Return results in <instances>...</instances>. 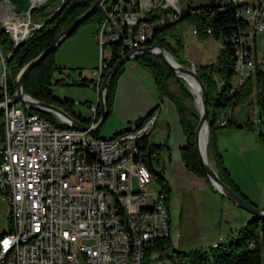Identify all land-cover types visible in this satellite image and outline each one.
I'll list each match as a JSON object with an SVG mask.
<instances>
[{"label":"built area","instance_id":"2783aa9c","mask_svg":"<svg viewBox=\"0 0 264 264\" xmlns=\"http://www.w3.org/2000/svg\"><path fill=\"white\" fill-rule=\"evenodd\" d=\"M187 4V0H118L96 33L98 44L103 50L122 41L128 52L150 46L146 43L155 28L178 21ZM211 4L219 10L234 8L247 26L233 37L234 93L256 69L252 41L264 31V0H214ZM137 5L140 12L133 11ZM14 7L10 0L0 4V28L17 47L41 24L29 13L17 14ZM158 8L170 13L152 24L143 22L147 13ZM136 26L138 33L125 37V28ZM206 32L211 34L210 29ZM10 55L0 46L5 68L0 99L9 97L6 61ZM107 68L101 60L94 71L99 99ZM86 105L93 112L88 130L76 129L56 116L55 124L21 104L0 112L5 126L0 193L12 212V229L0 239V264H144L147 247L171 236L166 194L161 189L151 200L146 192L154 177L146 163L144 140L153 133L160 108L139 127L101 139L91 132L99 121L97 105ZM229 116L220 115L219 125L226 126ZM256 127L259 133V123ZM224 241L221 237L220 243ZM148 262L186 261L179 254L155 250Z\"/></svg>","mask_w":264,"mask_h":264},{"label":"trees","instance_id":"16d2710c","mask_svg":"<svg viewBox=\"0 0 264 264\" xmlns=\"http://www.w3.org/2000/svg\"><path fill=\"white\" fill-rule=\"evenodd\" d=\"M10 1L13 4H16V0ZM213 1L214 0H188L190 7L188 9L186 7L183 9L181 18L174 23H166L163 27H156L153 38L148 40L146 44L150 46L153 44H159L176 58V53L183 48V45L180 40H176L178 48L173 46V34L171 33V29L174 25L185 19H193L198 23L197 30L199 34L212 35L216 38H219L221 35L225 37L224 48L222 49L218 60L213 63L200 65L199 67L196 66V71L205 83L209 95L208 121L210 137L208 150L210 158L215 163L221 181L246 201L252 203L249 200V197L242 192L233 179L219 150L216 131L218 129L217 125H219L218 120L220 115H228L227 111L225 113L224 111L229 109L231 110V114L228 118V123L224 127L219 125L221 128L249 127L253 129L254 124L251 120H248L244 124H239L235 120L233 113L237 106L243 105L249 99L255 97L261 112L259 118L261 131L258 134L264 142V64L263 66L257 64L253 74H251L236 92L233 93L237 61L235 53L236 44L233 42V37L238 35L241 30L246 29L247 26L236 17V11L234 8L228 7L219 10L217 6L211 4ZM95 2L96 0H64V2H62V0H51L47 4L40 6L37 12L32 16L37 14L42 16L51 3H56L55 9L48 13L45 19H42L37 23L41 24V27L34 31L27 41L19 44L17 47H15L12 38L6 32L0 33V46L2 51L5 54H11L6 61L7 90L9 96L14 95L17 91L16 78L20 71L28 63L37 58L43 51L49 48L61 32L77 18L87 12ZM117 2L118 0H107L104 5L95 14L90 16L70 37L76 35L79 29L89 22H95L101 26L108 18L109 13ZM62 4L63 6L61 7ZM133 11L140 12L138 5L133 8ZM169 13L170 11L168 10L158 8L147 13L143 18V22L152 24L163 17H167ZM208 29L211 30V34H207L206 30ZM138 31L139 26L125 28L124 34L125 37H128L130 34H137ZM65 41H63V43ZM63 43L45 60L26 74L23 80V91L35 100L55 105L65 110L74 119L89 124L90 120L84 118L75 110L74 103L67 99L57 97L51 89L53 84L58 83L54 82L55 74L64 72L63 68L56 65L55 59L56 54ZM109 47L112 55L107 62L108 68L104 77L120 58L128 54L127 49L123 47L122 41L112 43ZM136 60L149 69L153 74L161 99H169L177 109L180 124L187 139L186 146L181 150V158L185 169L194 173L197 177L204 179L209 185H211L197 152L196 130L200 122V114L195 108V99L193 95L190 93L183 80L178 78L174 71L159 57L147 53L138 56ZM181 60L182 61H178L184 62V58ZM124 70L125 65L116 72L107 86L106 109L108 118L113 112L118 79ZM9 73H11V78H9ZM67 84L78 86L93 85L95 88V80L89 79H80L79 81ZM29 111L58 124L57 118L51 113L36 109H30ZM150 114L138 118L132 124H135V127H139L148 119ZM100 117L101 111L100 107H98L97 120H99ZM132 129V127H126L117 135ZM4 141L5 126L0 123V149L3 147ZM143 148L146 151V163L153 174L154 181L161 186L162 191L167 196L168 202L172 187L168 179L160 171L159 167L162 155L164 153L170 154L169 145L168 143H154L150 140L149 136L144 140ZM211 187L213 186L211 185ZM171 236L154 241L147 247V259L144 264H149L148 257L151 252L155 250L168 251V249L171 248ZM173 253L181 255L186 261L184 264H264V220L251 215V219L246 225L242 226L227 241L225 240L217 246L191 251L186 254L177 251H174Z\"/></svg>","mask_w":264,"mask_h":264},{"label":"crops","instance_id":"0c3cea01","mask_svg":"<svg viewBox=\"0 0 264 264\" xmlns=\"http://www.w3.org/2000/svg\"><path fill=\"white\" fill-rule=\"evenodd\" d=\"M105 51V48L101 50L94 29H89L82 34L79 33L72 36L63 43L62 48L57 52L55 57L56 65L63 68L64 72L78 69L80 71L78 73L80 79L95 80L94 71L99 67L101 60L108 62L111 58L112 53L109 51V57L107 59ZM70 54L72 56L68 58ZM184 60L196 66L191 58L184 57ZM201 62L202 61H200V63ZM4 71V65L0 62V88ZM84 71H89L91 73L85 74ZM74 72L77 74V71ZM91 87L94 88L93 85H91ZM90 104L97 105L98 102L96 104L90 102ZM157 106L160 108L157 123L161 120L158 138H163V141L152 140V135L156 130V126L150 136V140L157 144L168 143L171 158L178 159L177 165L171 175L172 185L180 190H194L197 186H200V189L210 191L209 184L204 179L186 170L183 165L181 150L186 146L187 139L183 133L175 105L169 99H161L151 71L141 65L136 59L130 60L125 65V70L118 79L113 112L110 117L113 123L116 124L117 132L119 130H124L126 127L134 128L135 124L132 123L135 122V120L147 116ZM87 108L92 112L89 107ZM226 111L229 115L231 114L230 109L225 110L224 113ZM77 112L84 118L90 117L89 120L93 116V114H91L89 117H86L87 115L84 113L80 111ZM233 115L235 116V110ZM235 120L239 124H244L250 119H247V116L241 112L235 117ZM217 127V144L225 163L242 192L248 196L249 199L253 200L250 189L247 187L249 184L248 180H252L251 184L256 183L253 181V177L248 171V162L249 157L256 153L264 158V142L255 131V128H221L219 125H217ZM259 185L261 189L264 190V177L260 179ZM211 191L214 193L213 195H218L217 192ZM219 197V201L223 207L233 216L232 221L227 223V227L231 232L236 233L242 226L250 221L251 215L244 214V212H242L244 210H241L234 204H230V202H226L223 196ZM10 229H12L11 207L0 193V239L6 232L10 231ZM221 237L222 236L216 240L214 245L208 246L207 249L219 245ZM206 239L211 242L212 238L210 239V236L207 235ZM224 239L227 240L226 238Z\"/></svg>","mask_w":264,"mask_h":264},{"label":"rangeland","instance_id":"374dc122","mask_svg":"<svg viewBox=\"0 0 264 264\" xmlns=\"http://www.w3.org/2000/svg\"><path fill=\"white\" fill-rule=\"evenodd\" d=\"M50 1L51 0H35L36 5L40 6H43ZM55 6L56 3H51L42 16H39V14L33 16V21L35 23H38L42 19H45L47 14L55 9ZM99 28L100 25H98L97 23L89 22L88 24L84 25L81 29H79L77 34H82L83 32H86L89 29H94L95 33H97ZM197 29L198 23L193 19H185L173 26V28L171 29V33L173 34V46L175 48H178V43L176 42V40H180L183 45V48L176 53V58L179 61H182V58L189 57L194 61V63L198 67L200 66V64L216 62L222 49L224 48L225 37L221 35L219 38H216L212 35L195 34L194 31ZM252 43L254 49L253 56L255 59V64L263 66L264 31L258 33ZM62 46L59 48V50L62 48ZM105 50L106 58L108 59V53L109 51L111 52V49L109 46H107ZM71 56V54L68 55V58H71ZM172 57L177 60L174 56ZM200 61L202 62L200 63ZM179 63L189 67L192 65L190 62H187L185 60L184 62ZM76 71L77 74L74 71L56 73L54 77V82L58 83L53 84L51 89L57 97L71 101L75 104L74 108L76 111H80L87 115L86 117H89L91 114H93V112H91L87 108L86 104L88 102L96 104L99 101V95L97 90L91 87V85L78 86L67 84L80 80V77H78V73L80 71L78 69ZM84 72L85 74L91 73L89 71ZM8 75L9 78H11V73H9ZM183 82L186 84L188 90L190 91L188 84L184 80ZM195 108L199 112V108L197 107L196 103ZM241 112L247 116V119H250L253 122L254 128L256 129V126H258L259 123L261 113L256 98L253 97L249 99L245 104L237 106L235 108V117ZM110 117L103 125V127L97 132V134L95 133L98 138H113L116 137L118 133L123 131L119 130L117 132L116 124L113 123ZM160 125L161 120L156 125V130L152 135V140L163 141V138H158V130ZM207 155L209 163L216 169L214 161L210 158L208 146ZM173 159L171 158L170 154L164 153L162 155V160L159 167L160 171L168 179L172 187V192L169 195V200L167 203L170 212V228L172 235V246L170 249H168V251H177L179 253L186 254L195 250L207 249L208 246L214 245L216 240L220 236L228 240L232 235L235 234L231 232V230H229L227 227V223H230L232 221L233 216L226 208L223 207V205L219 201V196L222 195L220 193H217L219 196L213 195L214 193H212L211 190H213V192L215 190L213 187H211V185H209L210 191L200 189V186H197L194 190H180L175 188L172 185L171 175L177 165L178 159ZM248 164V171L252 175L253 181L256 183L251 184L252 180H248L249 184L247 187H249L253 199L249 200L256 207L264 210V190L261 189V186L259 185L260 179L264 177V158L258 153H256L249 157ZM160 190L161 186L156 181L146 187V192L148 193L151 200H153L157 196ZM225 200L226 202H230L227 198H225ZM230 204L233 203L230 202ZM242 212H244V214H249L246 211ZM207 235L210 236V239L212 238L211 242L206 239Z\"/></svg>","mask_w":264,"mask_h":264},{"label":"water","instance_id":"95a60500","mask_svg":"<svg viewBox=\"0 0 264 264\" xmlns=\"http://www.w3.org/2000/svg\"><path fill=\"white\" fill-rule=\"evenodd\" d=\"M3 1L4 0H0V4ZM106 1L107 0H96L94 5L87 12H85L83 15L77 18L73 23H71L65 30L61 32V34L57 37V39L54 41V43L49 48L43 51L37 58L32 60L30 63H28L20 71V73L18 74L16 78L17 91L14 95L9 96L7 99H0V112L4 111L6 106L10 108L14 105L21 104L28 110L30 109L40 110L43 112L51 113L58 118L67 120L68 122L72 123L74 128L76 129L88 130L91 128L89 125L79 120L74 119L65 110L55 105L40 102L38 100H35L31 96L25 94L23 91V80L26 74L30 70H32L39 63L45 60L58 46H60L63 43V41L69 38L90 16L95 14L104 5ZM62 6L63 4L61 5V7ZM39 7L40 5H34L32 3V0H16L14 11L17 14L29 13L30 15H33L37 12ZM189 7L190 5L187 4L186 8L188 9ZM4 32H5L4 28H0V33H4ZM147 53L159 57L167 66H169L174 71V73L176 74L178 78L184 80L186 83L187 81L185 79V75H190L196 79V81L198 82L201 88V102H202V107L199 108L200 122L196 130V146H197V152H198L201 164L207 175V178L209 179L214 190L219 192L225 198H227L235 206L246 211L250 215H254L257 218L264 220V210L259 209L252 203H249L244 198H242L239 194H237L235 191H233L231 188L225 185L221 181L216 169L209 163L207 153H206V156L202 154L201 146H200L201 132L204 126H206L207 129L209 130V121H208L209 120V106H208L209 95H208L207 87L205 83L203 82L202 78L197 73L196 68L194 66H191V67L184 66L181 63H179L177 60H175V65L169 62L165 56L166 54H169V53L161 45L153 44L151 46H144L136 51L128 52L127 55L120 58L114 64V66L107 72V74L102 80L100 99L97 104V108L100 107L101 117L97 125L91 129V132L97 133L98 130H100L103 127V125L106 123L108 119V114H107V109H106V90H107V86L109 84L110 79L116 74V72L122 66L126 65L131 59H136L138 56L147 54ZM190 93L192 94L191 91ZM195 103H196V100H195ZM208 142H209V139H208Z\"/></svg>","mask_w":264,"mask_h":264},{"label":"bare ground","instance_id":"6f19581e","mask_svg":"<svg viewBox=\"0 0 264 264\" xmlns=\"http://www.w3.org/2000/svg\"><path fill=\"white\" fill-rule=\"evenodd\" d=\"M32 3L36 5L35 0H32ZM167 60L171 62L173 65H175V59L170 55L166 54L165 55ZM185 79L187 81L188 87L190 91L192 92L193 96L195 97L196 100V105L198 108L202 107V102H201V88L196 79L190 75H185ZM208 137H209V130L207 129L206 126L203 127V130L201 132V138H200V146H201V152L204 156H206L207 153V146H208Z\"/></svg>","mask_w":264,"mask_h":264}]
</instances>
